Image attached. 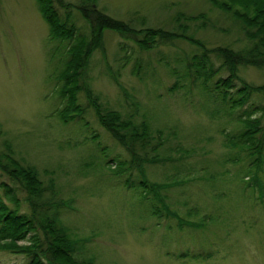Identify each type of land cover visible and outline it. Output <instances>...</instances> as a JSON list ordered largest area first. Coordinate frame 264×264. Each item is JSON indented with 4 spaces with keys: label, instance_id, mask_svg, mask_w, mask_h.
I'll return each mask as SVG.
<instances>
[{
    "label": "rangeland",
    "instance_id": "rangeland-1",
    "mask_svg": "<svg viewBox=\"0 0 264 264\" xmlns=\"http://www.w3.org/2000/svg\"><path fill=\"white\" fill-rule=\"evenodd\" d=\"M93 4L136 27L170 31L178 30L176 16L202 15L206 24L188 22L187 37L207 48L248 44L238 23L209 0ZM71 14L80 34L90 33L75 7ZM101 46L91 52L81 78L77 97L83 119L63 123L57 116L64 100L56 76L68 63L65 43L52 38L35 0H0V149L8 142L17 159L34 165L45 182L54 181L58 222L76 242L84 241L82 257H92L94 264H264V152L258 180L252 182L245 173L248 158L241 153L243 159L230 160L239 151L224 144L226 134L242 128L236 115L264 106V98L252 94L248 104L233 109L219 104L210 83L226 77L228 66L210 53L213 73L205 87L204 76L197 75L202 69L192 61L202 51L184 37L143 50L106 29ZM235 73L251 84L264 83V71L252 66L237 65ZM85 90L103 108L145 123L156 141L161 132L160 156L172 160L148 164L141 159L143 177L177 186L145 196L137 185L124 184L126 174L114 175L115 165L107 160L131 155L99 124ZM156 141L150 148L159 147ZM178 145L189 154H177ZM0 181L15 189L26 211L25 190L1 173ZM0 197L7 201L2 188ZM60 201L67 205H57ZM27 263L24 254L0 249V264Z\"/></svg>",
    "mask_w": 264,
    "mask_h": 264
},
{
    "label": "trees",
    "instance_id": "trees-1",
    "mask_svg": "<svg viewBox=\"0 0 264 264\" xmlns=\"http://www.w3.org/2000/svg\"><path fill=\"white\" fill-rule=\"evenodd\" d=\"M35 1L43 19L49 25L50 35L53 39L65 43V53L68 55V63L64 64L56 76L60 81L57 84V93L64 100V106L57 112V116L63 123L83 119L84 109L77 95L84 86L81 82L84 66L94 48L102 47V35L106 29L119 34L124 40L134 41L143 50L184 37L187 42L202 51L201 55L199 57L195 55L192 61L197 71L202 69L197 75L204 76L205 87H208L207 83L209 85L213 73L212 63L208 58L210 53L221 59L222 65L228 66L230 71L226 77L210 83L209 91L215 92L217 98L220 97L221 101L214 98L219 104L223 103L233 109L248 104L252 94L264 98V83L251 84L235 73L237 65L252 66L264 71V0H209L214 7L238 23L248 42L240 48L231 46L207 48L201 40L187 37L185 32L188 29V22L198 20L201 25L206 24L202 15L197 17L178 15L175 20L179 31H170L147 25L136 27L134 23L112 18L93 4L96 0H79L76 5L67 0ZM72 7H75L89 25L90 33L87 35L80 34L74 15L71 14ZM182 19L186 23H183ZM85 92L99 124L131 155L129 160L115 158L107 160L109 164L115 165L114 175L126 174L124 184L127 187L137 185L145 196L147 194L154 196L163 189L175 186L173 181L160 183L143 177L145 169L141 159L148 164L172 160L170 157L160 156V147L163 145V141L160 142L161 132H157L160 140L156 141V136L151 134L145 123L137 124L131 115L125 117L118 110L103 108L97 96L90 94L89 91ZM253 106L255 108L252 111L244 109L243 113L246 114L236 115L242 128L232 135L226 134L224 143L239 151L230 160L243 159L241 153L248 158L249 163L245 171L246 174H251L248 181L256 179L264 152V106L262 104ZM255 111L261 115L253 116ZM151 141H156L159 147L150 148ZM5 146V150L0 149V173L25 190L24 199L28 209L22 211L15 189L7 182L0 181V188L3 189V195L7 200L5 202L0 197V249L4 247L9 252L24 254L27 264H91L89 260L75 254L73 240L67 227L58 222L57 214L51 213L54 204L51 196L56 193L55 197L58 199L54 181L48 179L45 182V179L38 175L34 165L23 164L13 155L8 142ZM173 150L181 157L189 154V149L180 145ZM188 180L185 179L182 184ZM57 205H61V201ZM153 209V214H159L157 209ZM169 213L175 214L170 208ZM182 224V220H179V225ZM19 241L23 243L20 244Z\"/></svg>",
    "mask_w": 264,
    "mask_h": 264
}]
</instances>
